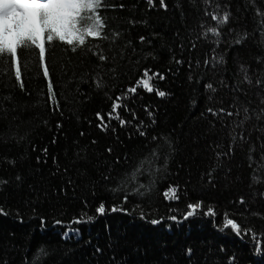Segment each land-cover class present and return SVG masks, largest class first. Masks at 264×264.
<instances>
[{"label":"trees","instance_id":"trees-1","mask_svg":"<svg viewBox=\"0 0 264 264\" xmlns=\"http://www.w3.org/2000/svg\"><path fill=\"white\" fill-rule=\"evenodd\" d=\"M164 2L102 0L107 39L89 38L75 52L45 41L49 77L38 49H20L23 89L0 58V264H264L254 251L264 252V0ZM225 13L215 37L212 14ZM145 70L166 95L126 94L138 119L122 109L129 124L97 127L96 113L106 117ZM140 122L147 137L133 127ZM153 149L160 158L150 165ZM172 189L178 199L165 196ZM200 202L215 216L198 210L183 220ZM100 203L126 211L99 216ZM57 219L78 233L66 239Z\"/></svg>","mask_w":264,"mask_h":264},{"label":"snow or ice","instance_id":"snow-or-ice-1","mask_svg":"<svg viewBox=\"0 0 264 264\" xmlns=\"http://www.w3.org/2000/svg\"><path fill=\"white\" fill-rule=\"evenodd\" d=\"M160 6L166 8L164 0H155ZM148 5H153L154 0H147ZM122 7V6H121ZM102 8V0H0V58L7 57L9 59L10 65L14 67V76L16 80L20 81V87L24 88V82L21 79L22 68H21V57L19 54L20 49H38V58L43 63V76L49 77L50 70L49 66L45 61V41H59L64 42L66 45L71 46V51L75 52L77 46H82L85 44L86 40L91 38L93 41H98L102 37L107 39V36L104 35L103 30L106 27L104 20L100 15V10ZM212 19L217 22V25L210 29V32L213 36L219 37L221 35L219 26L227 23L229 20V15L227 13L223 14L222 19L219 15L212 14ZM141 37V41H143ZM100 60L104 61L107 57L101 55ZM178 64L183 63V61H177ZM191 67V64H189ZM158 78H163L159 73L155 74ZM144 79L139 80L137 86H133L125 89L121 92L120 95L114 98L107 116L102 115L100 112L96 113L98 124L97 127L102 128L105 131L109 130V125L112 120L118 122L120 127H124L130 123V121L124 119L121 115V110L131 113L133 121L138 118L135 116V113L132 112L130 108H127L126 105L122 102L126 94H131L138 98L140 92L146 91L147 93H153L157 91V94L160 97H164L166 93L164 91H158L153 86V81L151 80L148 70H145L143 73ZM245 80L251 83L248 76L245 75ZM47 90L51 92V100L53 102L57 101V94L52 91L53 81L48 79L46 83ZM207 89H213L211 83H207ZM146 112L148 111L145 109ZM212 115H218V112L213 108L209 107L207 109ZM219 112H225V109H219ZM247 112V109H245ZM149 115H152L151 112H148ZM237 114H239L237 112ZM227 116H232L233 112L227 111ZM248 117L245 116V119ZM142 123H134L133 127L137 130L139 136L147 137L149 134L146 129L142 127ZM156 120L153 116L150 121L151 124H155ZM60 127V125H58ZM114 131V129H112ZM83 135V132L81 133ZM152 141L157 140L156 136L151 137ZM55 143V140H53ZM95 143V141H93ZM169 147H171L170 142ZM47 153V149H43ZM109 152L112 151L111 148L108 149ZM170 155V153L165 154ZM160 158L159 152L156 149L152 150L151 157H146V161L151 165L152 163L158 161ZM39 159V157H38ZM127 159V157H125ZM116 162L119 163V157H117ZM164 168H167V160H165ZM136 172L142 171L140 168L135 170ZM157 172L160 171L159 168L156 169ZM151 174V171H149ZM104 179H109L107 174L104 175ZM125 181H121V186ZM143 187V185H141ZM139 191V189H137ZM165 196L169 200L178 199L176 195V190L172 189L171 193L166 192ZM124 202H127V196L124 197ZM240 204H244L245 201L243 197L239 200ZM189 211L183 216V220H188L190 217H194L199 213L201 215H207L209 217L215 216V212L211 209H208L207 212L203 210V202L200 203H190L188 204ZM117 211L125 212L123 208H118L117 206H112L110 209H107L104 203H100L96 208V213L99 216H106L109 212L115 213ZM0 214H7L4 209L0 208ZM91 217L87 220L83 218H77L72 221L73 225H79L81 223L91 222ZM141 219H145L141 215ZM170 220L180 223L181 220L177 216L169 217ZM43 223V221H42ZM152 225H157L162 223L160 219H151L149 221ZM56 225H63L67 232L64 233L65 238H69L67 233H78V227H71L69 225L63 224L59 219L55 220ZM226 226L234 230L237 236L243 235L245 232L241 228V225L233 219H227ZM97 252H100L101 249L97 247ZM257 255H264L259 248L254 249ZM187 254L191 256L192 249L188 248L186 250Z\"/></svg>","mask_w":264,"mask_h":264}]
</instances>
